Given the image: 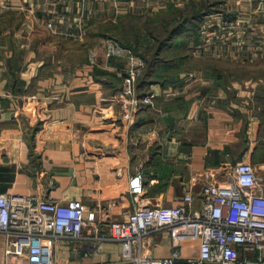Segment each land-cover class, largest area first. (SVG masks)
Masks as SVG:
<instances>
[{"label": "crops", "instance_id": "0c3cea01", "mask_svg": "<svg viewBox=\"0 0 264 264\" xmlns=\"http://www.w3.org/2000/svg\"><path fill=\"white\" fill-rule=\"evenodd\" d=\"M5 1L19 8L14 0ZM76 1H83L82 15L101 17L154 13L169 0H155V6L143 0H97L95 11L93 0ZM237 1L249 7L227 6L235 11L232 18L209 14L201 40L188 41L181 58L168 57L161 63L165 68L143 80L147 63L136 93L139 98L152 95V101L136 108L130 120L117 99L125 60L106 56L105 39L96 40L80 60L53 58L31 88L43 61L28 55L22 64L29 68L21 72L27 83L13 89L8 86L10 54L6 61L0 58V192L62 202L82 199L97 209L99 231L87 226L83 240H52L54 264H127L120 262V243L101 238L111 220L141 205H178L186 193L194 196L191 208L199 209L203 186L223 180L229 163L252 161L264 174V0ZM55 5L73 15L79 2ZM31 16V24L22 25L23 46L37 41L39 49L56 53L62 42L46 40L43 30L53 37L77 38L71 37L72 29H46ZM245 16L249 23L238 24L249 27V37L234 40L235 25ZM224 27L236 28L227 40L221 38ZM62 47L66 53L71 48ZM93 50L99 53L96 64L89 60ZM136 170L144 177V193L137 198L126 193ZM142 244L154 257L170 256L176 248L168 230L144 237ZM5 248L6 236L0 232V264H6ZM178 249L182 257L194 256L199 242L185 240Z\"/></svg>", "mask_w": 264, "mask_h": 264}, {"label": "built area", "instance_id": "2783aa9c", "mask_svg": "<svg viewBox=\"0 0 264 264\" xmlns=\"http://www.w3.org/2000/svg\"><path fill=\"white\" fill-rule=\"evenodd\" d=\"M104 44L106 56L125 60L119 70L122 83L117 99L124 107V118L130 120L136 108L152 101V95L139 98L136 93L147 61L115 39H105ZM89 60L96 64L99 53L93 50ZM226 165L223 180L203 186L201 208H191V193L179 197L181 202L175 206L141 205L111 220L101 238L119 242L120 262L127 264H264V174L252 161ZM126 193L135 198L144 193L140 170L129 178ZM98 222L97 209L82 199L62 202L0 192L6 264H54L52 240H83L87 226L99 231ZM162 230L170 232L176 248L167 257L151 256L143 239ZM185 240H198L196 255L181 256L178 246Z\"/></svg>", "mask_w": 264, "mask_h": 264}, {"label": "rangeland", "instance_id": "374dc122", "mask_svg": "<svg viewBox=\"0 0 264 264\" xmlns=\"http://www.w3.org/2000/svg\"><path fill=\"white\" fill-rule=\"evenodd\" d=\"M25 0H14V6H19V8H11L9 7V2L6 3L5 0L0 3V58H3L6 61V52H8L11 58L7 65L8 70L12 71L14 74L11 76V80H9V84H11L15 89H21V87H25L27 81L21 78V72L26 68H29V65L27 63L22 64L24 62L25 58L28 57L31 53H33L34 61H43L42 66L39 68V72L37 75L33 76L31 78V81L28 84V87H32L35 82L37 81V78L42 77L45 74V69L49 68V66L53 65L52 60L53 58H69V57H76L77 60H80V58H83L85 55H87V52L89 53L90 48H92V44L98 40V39H108L112 37L108 36H90L91 33L89 31H92V29L97 28V24L92 23L93 20H109V19H116L118 16H89L82 15V8L84 6L83 1H54V0H28L27 2H23ZM120 1V0H119ZM123 2L127 0H121ZM170 1L175 2L179 7H183L186 0H169L167 1V4L162 8H167L168 3ZM216 0H208L207 3L213 2ZM227 0H223L222 2V8L225 9L226 13L224 15V18H229L230 16L234 17L233 10H230L232 6L235 7H249V2L247 1H237V0H230L229 4H226ZM62 3V5L66 4L68 7H70V4L79 2L78 10H74L73 15L66 14L65 12H61L59 8L56 7L55 4ZM87 2V1H86ZM97 0L90 1L92 4L91 7L93 11H95V3ZM145 4L149 5H157V1L155 0H143L142 1ZM11 3V1H10ZM164 3V1L162 2ZM125 4V3H124ZM88 5V3L86 4ZM126 5V4H125ZM23 6V7H22ZM230 7V8H227ZM160 8V9H162ZM73 12V10H72ZM157 12V11H156ZM155 13V12H154ZM154 13H151V11H148L144 14H140V18L142 20V23L145 22V20L149 17V15H153ZM30 15V16H28ZM31 15H36L40 19V23L42 26H44L46 29H51L54 31L62 30L63 32L67 31V29H72L74 35L71 37H77L73 40H66L64 38L58 37L63 34H57L54 33L56 37L51 36L44 31V37L46 40H60L62 42V46H70L69 52H64V49L62 46L58 48L56 53H53L50 49H39L36 45L37 41H34L30 47H27L26 45L23 46L21 35H22V25H28L31 24ZM152 17V16H151ZM240 19H243L240 22H237L235 27H238L237 32H235V36L233 37L234 40H242L245 39L246 36L249 37V27L248 30H246L242 25L238 23H249V16L245 17H239ZM246 19V21H245ZM155 25V24H154ZM233 29H236L234 27L231 28H223V31L221 33L222 39H228L229 32ZM201 34L208 31V29L204 26H201L200 30ZM89 33V34H88ZM233 33V32H230ZM226 34V35H225ZM180 39H190L191 37H188V35L184 34L182 36H179ZM82 39V44L80 43V40ZM115 39V38H112ZM78 40V43L77 41ZM120 44H122L119 40L115 39ZM84 41L88 44V46L84 45ZM91 42V43H90ZM132 49V48H131ZM133 50V49H132ZM134 51V50H133ZM135 52V51H134ZM136 53V52H135ZM138 54V53H136ZM141 56L140 54H138ZM143 57V56H142ZM144 58V57H143Z\"/></svg>", "mask_w": 264, "mask_h": 264}, {"label": "trees", "instance_id": "16d2710c", "mask_svg": "<svg viewBox=\"0 0 264 264\" xmlns=\"http://www.w3.org/2000/svg\"><path fill=\"white\" fill-rule=\"evenodd\" d=\"M207 2L208 0H186L184 6L179 7L175 2L170 1L167 8H162L153 15H149L144 23H142L140 14L133 13L119 15L116 19L107 21L93 20L92 23L97 24V28L89 33H91L90 36L101 35L115 38L124 46L132 48L143 56L147 60L148 70L144 78L140 79L147 80L148 74L158 72L160 66L164 68L167 66L161 63L165 62L168 57L181 58L180 50L186 46L188 41L201 40L199 30L209 14L222 12L225 15L226 11L221 7L223 0ZM184 34L191 38L180 39L179 36ZM84 45L88 46L86 42ZM156 76L158 80L162 79V82L166 80L164 74L159 73ZM8 86L12 85L8 84Z\"/></svg>", "mask_w": 264, "mask_h": 264}]
</instances>
